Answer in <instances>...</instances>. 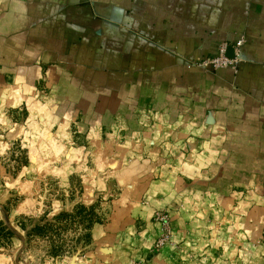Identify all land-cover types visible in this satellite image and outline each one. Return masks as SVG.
Returning a JSON list of instances; mask_svg holds the SVG:
<instances>
[{
    "label": "crops",
    "instance_id": "1",
    "mask_svg": "<svg viewBox=\"0 0 264 264\" xmlns=\"http://www.w3.org/2000/svg\"><path fill=\"white\" fill-rule=\"evenodd\" d=\"M241 39L238 73L194 65ZM14 145L63 188L46 220L101 216L73 264H264V0H0Z\"/></svg>",
    "mask_w": 264,
    "mask_h": 264
},
{
    "label": "rangeland",
    "instance_id": "2",
    "mask_svg": "<svg viewBox=\"0 0 264 264\" xmlns=\"http://www.w3.org/2000/svg\"><path fill=\"white\" fill-rule=\"evenodd\" d=\"M220 70L224 69L206 72ZM36 153H29L19 145L0 149V223L4 227L0 230V255L7 258L0 259V264H73L75 257L85 254L84 244L89 239L85 228L100 223L101 216L87 209L83 217L63 212L46 220L45 209L62 199L64 193L55 179L56 173L39 166L25 169L30 158L37 159ZM161 211L169 214L166 210L157 212ZM37 225L40 229L33 231ZM161 233L162 226L159 236ZM14 239L17 241L13 244ZM153 251L161 250H156L154 244Z\"/></svg>",
    "mask_w": 264,
    "mask_h": 264
},
{
    "label": "built area",
    "instance_id": "3",
    "mask_svg": "<svg viewBox=\"0 0 264 264\" xmlns=\"http://www.w3.org/2000/svg\"><path fill=\"white\" fill-rule=\"evenodd\" d=\"M243 45V39L237 41L233 46L227 43H221L215 55L205 57L195 62L194 65L205 71L231 69L235 73H238L242 62L241 48ZM230 49L233 51V57H230L228 54ZM155 220L162 226V233L155 242L156 250H161L171 242L172 224L169 214L162 211L156 213Z\"/></svg>",
    "mask_w": 264,
    "mask_h": 264
},
{
    "label": "trees",
    "instance_id": "4",
    "mask_svg": "<svg viewBox=\"0 0 264 264\" xmlns=\"http://www.w3.org/2000/svg\"><path fill=\"white\" fill-rule=\"evenodd\" d=\"M86 210H87V209H84V208H83V209H82V208H81V209L78 208L77 213H78L79 216L83 217V216H86V214H87ZM2 225H3V224L0 223V230H1V231L4 230V227H3ZM40 227H41V226L37 225V227H35V228L33 229V231H37V230H39Z\"/></svg>",
    "mask_w": 264,
    "mask_h": 264
},
{
    "label": "water",
    "instance_id": "5",
    "mask_svg": "<svg viewBox=\"0 0 264 264\" xmlns=\"http://www.w3.org/2000/svg\"><path fill=\"white\" fill-rule=\"evenodd\" d=\"M228 54H229L230 57H233V51H232V49L229 50V53Z\"/></svg>",
    "mask_w": 264,
    "mask_h": 264
}]
</instances>
